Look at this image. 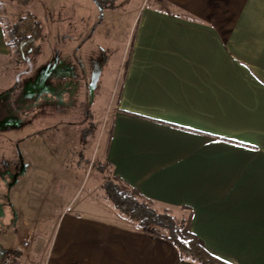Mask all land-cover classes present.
Wrapping results in <instances>:
<instances>
[{
  "label": "crops",
  "instance_id": "1",
  "mask_svg": "<svg viewBox=\"0 0 264 264\" xmlns=\"http://www.w3.org/2000/svg\"><path fill=\"white\" fill-rule=\"evenodd\" d=\"M133 25L104 160L155 204L186 208L215 257L264 264V0H157ZM10 51L0 24V56ZM8 175L0 264L6 251L16 264H200L107 198L81 205L73 190L22 227Z\"/></svg>",
  "mask_w": 264,
  "mask_h": 264
},
{
  "label": "rangeland",
  "instance_id": "2",
  "mask_svg": "<svg viewBox=\"0 0 264 264\" xmlns=\"http://www.w3.org/2000/svg\"><path fill=\"white\" fill-rule=\"evenodd\" d=\"M156 1L113 0L115 8L101 11L94 0H0L5 34L25 11L45 25L33 66L21 63L14 48L0 56V176L9 174L3 184L22 227L45 212L39 206L59 207L71 190L77 204H108L102 185L114 174L104 153L122 78L119 67L128 59L133 19ZM169 209L178 220L187 215Z\"/></svg>",
  "mask_w": 264,
  "mask_h": 264
},
{
  "label": "trees",
  "instance_id": "3",
  "mask_svg": "<svg viewBox=\"0 0 264 264\" xmlns=\"http://www.w3.org/2000/svg\"><path fill=\"white\" fill-rule=\"evenodd\" d=\"M94 1L101 11L115 8L113 0ZM6 35L7 43L10 49H15L19 61L33 66L42 51L45 39L44 23L31 11L21 12L15 17ZM89 111L87 104L86 118L91 117ZM102 188L106 198L123 216L135 221L147 231L167 236L182 254L192 257L200 264H230L229 261L215 257L201 245L197 235L190 229L191 216L189 213L178 220L171 214L168 207L162 212L158 211L154 208V200L146 197L119 176L113 175L112 179L103 183Z\"/></svg>",
  "mask_w": 264,
  "mask_h": 264
},
{
  "label": "built area",
  "instance_id": "4",
  "mask_svg": "<svg viewBox=\"0 0 264 264\" xmlns=\"http://www.w3.org/2000/svg\"><path fill=\"white\" fill-rule=\"evenodd\" d=\"M30 238L25 237L22 241L24 247L29 246ZM1 264H16V256L13 251H6L4 257L1 261Z\"/></svg>",
  "mask_w": 264,
  "mask_h": 264
}]
</instances>
